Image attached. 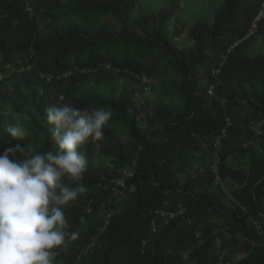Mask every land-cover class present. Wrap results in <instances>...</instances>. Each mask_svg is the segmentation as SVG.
<instances>
[{"label": "trees", "instance_id": "trees-1", "mask_svg": "<svg viewBox=\"0 0 264 264\" xmlns=\"http://www.w3.org/2000/svg\"><path fill=\"white\" fill-rule=\"evenodd\" d=\"M140 2L0 0V153L54 148L50 105L110 109L54 264H264V0H224L189 45L179 0Z\"/></svg>", "mask_w": 264, "mask_h": 264}, {"label": "clouds", "instance_id": "clouds-1", "mask_svg": "<svg viewBox=\"0 0 264 264\" xmlns=\"http://www.w3.org/2000/svg\"><path fill=\"white\" fill-rule=\"evenodd\" d=\"M44 111L54 148L33 153L17 144L0 153V264H54L56 250L78 239L64 206L86 191L80 181L89 158L82 149L103 140L113 116L104 107L67 104ZM6 132L13 139L26 137L20 123Z\"/></svg>", "mask_w": 264, "mask_h": 264}, {"label": "rangeland", "instance_id": "rangeland-1", "mask_svg": "<svg viewBox=\"0 0 264 264\" xmlns=\"http://www.w3.org/2000/svg\"><path fill=\"white\" fill-rule=\"evenodd\" d=\"M180 5L176 13L173 16L175 20L174 24H171L170 30L177 35V41L181 45L191 44V39L188 36V29L195 25L197 20L200 18L212 19L214 18L215 10L224 3V0H179ZM171 0H141L140 8L141 10L147 9L150 11H156L158 8L164 5H170ZM143 8V9H142ZM140 14V13H139ZM138 15V14H136ZM178 27L182 28V32L178 31ZM257 49H263L262 40H259L257 43ZM256 49V50H257ZM253 52H256L253 50ZM28 56H22L21 63L27 62ZM155 91L149 93L150 99L154 101ZM142 97V94L139 95ZM239 254L229 255V263H233L238 257Z\"/></svg>", "mask_w": 264, "mask_h": 264}, {"label": "built area", "instance_id": "built-area-1", "mask_svg": "<svg viewBox=\"0 0 264 264\" xmlns=\"http://www.w3.org/2000/svg\"><path fill=\"white\" fill-rule=\"evenodd\" d=\"M263 17H264V9H262V10L260 11V13L258 14V16H257V18H256V20H255L254 26H256V21L260 20V19L263 18ZM223 133H224V135H226V130H223ZM216 142H217V145H219V144L221 143V136L217 139ZM215 170H216V169H215ZM125 174H126L127 176H132V175H133V169L125 170ZM125 183H126V182H125V179H124V178H121V179L117 180V185H119V186H124ZM184 210H185V208L182 207L181 210H180L179 212L158 210L157 213H158V214L160 213V214L163 216V218H166V216H169V217L173 218V217H175L176 215L183 214V213H184ZM167 222H168V219L166 220V223H167ZM255 224L257 225V228H258L260 231L263 232V227H262L260 224L256 223V222H255ZM153 227H154V230H155V223H154V222H153ZM197 235L200 236L201 233L198 232ZM223 256H224V255H223ZM219 264H227V263H226L223 259H221V261L219 262Z\"/></svg>", "mask_w": 264, "mask_h": 264}]
</instances>
